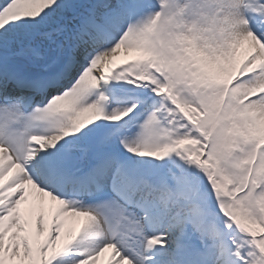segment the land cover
<instances>
[{
	"label": "snow or ice",
	"instance_id": "6c2138e0",
	"mask_svg": "<svg viewBox=\"0 0 264 264\" xmlns=\"http://www.w3.org/2000/svg\"><path fill=\"white\" fill-rule=\"evenodd\" d=\"M264 264V0H0V264Z\"/></svg>",
	"mask_w": 264,
	"mask_h": 264
},
{
	"label": "bare ground",
	"instance_id": "6f19581e",
	"mask_svg": "<svg viewBox=\"0 0 264 264\" xmlns=\"http://www.w3.org/2000/svg\"><path fill=\"white\" fill-rule=\"evenodd\" d=\"M101 264H104L103 258H102Z\"/></svg>",
	"mask_w": 264,
	"mask_h": 264
}]
</instances>
